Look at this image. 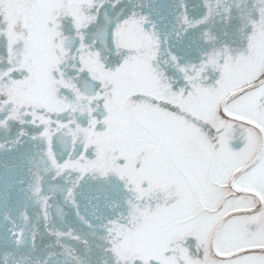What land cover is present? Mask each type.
I'll list each match as a JSON object with an SVG mask.
<instances>
[{
	"label": "snow or ice",
	"instance_id": "1",
	"mask_svg": "<svg viewBox=\"0 0 264 264\" xmlns=\"http://www.w3.org/2000/svg\"><path fill=\"white\" fill-rule=\"evenodd\" d=\"M0 264H264V0H0Z\"/></svg>",
	"mask_w": 264,
	"mask_h": 264
}]
</instances>
